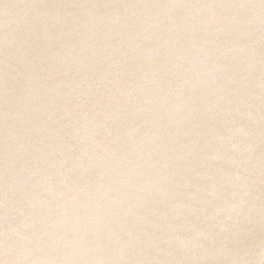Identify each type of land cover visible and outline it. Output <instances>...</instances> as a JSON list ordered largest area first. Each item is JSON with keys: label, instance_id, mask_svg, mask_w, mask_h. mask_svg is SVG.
<instances>
[{"label": "water", "instance_id": "obj_1", "mask_svg": "<svg viewBox=\"0 0 264 264\" xmlns=\"http://www.w3.org/2000/svg\"><path fill=\"white\" fill-rule=\"evenodd\" d=\"M0 264H264V0H0Z\"/></svg>", "mask_w": 264, "mask_h": 264}]
</instances>
